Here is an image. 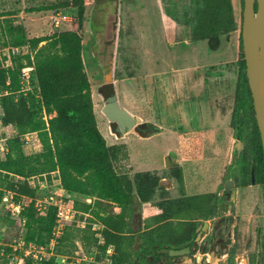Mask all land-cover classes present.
I'll return each instance as SVG.
<instances>
[{
    "label": "rangeland",
    "instance_id": "1",
    "mask_svg": "<svg viewBox=\"0 0 264 264\" xmlns=\"http://www.w3.org/2000/svg\"><path fill=\"white\" fill-rule=\"evenodd\" d=\"M174 2L178 8L187 0H86L80 19L76 10L71 9L70 0H0V46L5 44L4 49L11 46L9 30L18 26L24 28L28 39L66 30L77 33L82 40V59L91 85L98 130L109 148L122 145L124 152L134 157L132 160L118 158L114 162L116 171L133 172L130 178L137 192L141 188L147 191H141L139 198L147 200L152 190L150 195L156 202L164 198L177 201L181 198L175 196L182 197V194L221 195L225 182L233 179L236 243L248 248L254 245L257 219L264 229V184L241 187L232 164V159L244 148L240 143L236 154L237 141L230 126L240 62L242 0H231L237 30L221 37L216 50L209 49L205 40L193 41L189 28L165 14L166 7H173ZM4 49H0L1 67L11 64V60L8 65L5 63ZM27 52L33 56L30 49ZM113 95L122 108L139 117L142 123L157 126L159 131L148 138H145L147 133L134 130L122 137L116 136L102 114L105 101ZM16 136L15 127L3 126L0 147L6 149L7 140ZM21 141L25 156L42 150L33 134L21 136ZM4 154L0 151V161ZM167 157L170 166H166ZM178 163L183 168L181 172L184 171L182 192L175 180ZM16 181L24 182L0 171V264H23L30 254L38 255L31 244L20 240L25 232L23 222L16 220L18 215L11 214L15 204L26 206L30 202L22 197L16 201L15 195L5 190L8 183ZM25 183L36 188L34 202L37 204L45 195L62 194L56 174L33 176ZM64 198L68 207L72 200H83L78 196L72 200L67 195ZM135 198V213L142 216L149 205ZM188 202L203 203L204 209L208 199L194 198ZM177 226L180 224L173 220V223L155 226L152 232L161 234ZM132 227L136 229L134 224ZM76 243L75 252L81 251L83 255L80 242ZM10 247L12 252L7 251ZM43 251L49 254L51 249ZM75 252L70 257L80 258ZM3 259L8 262L3 263Z\"/></svg>",
    "mask_w": 264,
    "mask_h": 264
},
{
    "label": "trees",
    "instance_id": "2",
    "mask_svg": "<svg viewBox=\"0 0 264 264\" xmlns=\"http://www.w3.org/2000/svg\"><path fill=\"white\" fill-rule=\"evenodd\" d=\"M70 1L71 9H75L81 19L86 0ZM165 14L175 23L189 28L193 41H207L211 50H216L221 37L237 30L231 0H187L178 8L174 2L173 7H166ZM24 32L21 26L9 30L11 46L8 48L27 47L33 56L29 53L12 56L10 65L0 66V120L3 126L10 125L18 131V136L6 142L0 171L24 181L10 182L5 186V190L15 195L16 201L20 197L30 200L28 205L20 206L16 217L23 222L25 230L20 240L36 248H47L56 221L54 206L43 212L36 210L34 198L37 190L28 186L26 179L55 173L60 188L70 200L77 196L83 200H72L71 208L77 214L74 221L65 226L55 244L54 256L40 262H34L30 257L23 264H57L58 256H71L77 251L76 241L80 242L84 254L94 255V261L89 264L105 259L108 247L113 251L110 264H133L141 251L156 246L180 248L186 245L192 231L182 221L188 220L195 211H203V203L194 205L188 201L212 195L186 198L180 193V200L156 202L150 190V198H139L141 191H147L141 188L137 192L130 175L118 173L114 167L118 158L127 159V152L122 145L109 148L98 130L79 35L66 30L48 37L28 39ZM240 33L241 26L240 62L230 126L234 138L244 146L236 169L238 183L245 187L252 179L255 184H264V159L247 84ZM5 47L2 44L0 49ZM25 66L33 67L29 79L32 90L27 91L20 78V71ZM27 134L35 135L39 140L41 152L32 156L23 154L21 136ZM175 180L182 192L181 171H175ZM135 197L149 205L150 217L144 222L143 234L136 233L132 227L137 210ZM86 199L91 203H86ZM201 216L205 218L206 215ZM168 219L171 221L166 222ZM173 220L180 226L166 229L161 234L152 232L155 226L161 227L173 223ZM93 224L102 226L101 245L94 237ZM181 226L186 229L182 230ZM7 251L12 252V248ZM7 262L3 259V263Z\"/></svg>",
    "mask_w": 264,
    "mask_h": 264
},
{
    "label": "flooded vegetation",
    "instance_id": "3",
    "mask_svg": "<svg viewBox=\"0 0 264 264\" xmlns=\"http://www.w3.org/2000/svg\"><path fill=\"white\" fill-rule=\"evenodd\" d=\"M151 127L149 123H142L134 128V131L143 134L149 132ZM110 128L112 129L111 126ZM236 143L234 149L237 154ZM237 156L232 159L235 167L238 162ZM176 167V170L181 171L178 165ZM228 182H231V185L226 188ZM254 184L251 182L250 185ZM234 186L235 182L231 179L225 182L221 195L208 193L212 196L207 197L208 202L204 204L203 211H195L185 222L187 229L192 231L188 243L180 248H167L168 250L188 249L187 254L170 256L157 252L164 247L158 249L154 247L152 250L139 252L133 264H264V229L261 228L259 219L254 229V245L244 248L236 243L237 229H235L233 216L236 209V196L232 197ZM204 213L205 218L196 221V218ZM133 223L136 224V222ZM181 229L186 228L181 226Z\"/></svg>",
    "mask_w": 264,
    "mask_h": 264
},
{
    "label": "water",
    "instance_id": "4",
    "mask_svg": "<svg viewBox=\"0 0 264 264\" xmlns=\"http://www.w3.org/2000/svg\"><path fill=\"white\" fill-rule=\"evenodd\" d=\"M242 4L240 33L242 52L264 159V0H242ZM107 80L108 78L105 80L106 83H108ZM102 114L118 137L124 136L142 124L139 117L131 115L119 105L115 95L105 101ZM151 126V129L147 132V137L152 136L159 130L157 126ZM239 146L240 143L237 142L236 150ZM166 162V166H170L168 157ZM251 182H254V180L252 179ZM230 185L231 182H228L226 188H229ZM232 197H234V191ZM157 252L169 254L170 256H182L188 253V249L168 250L163 248L158 249Z\"/></svg>",
    "mask_w": 264,
    "mask_h": 264
},
{
    "label": "built area",
    "instance_id": "5",
    "mask_svg": "<svg viewBox=\"0 0 264 264\" xmlns=\"http://www.w3.org/2000/svg\"><path fill=\"white\" fill-rule=\"evenodd\" d=\"M4 51L6 53L5 57L7 59L5 62L6 65H8L7 62L10 61V58L12 56L25 55L28 53L27 52L28 49L26 47H10V48L4 49ZM32 71H33L32 66H25L20 71V78L25 85L24 86L25 91H27L31 88L30 83H29V79H30V74ZM0 113H1V106H0ZM0 129H3V125L1 123V120H0ZM0 151L2 153H4V152H6V149H4L3 147H0ZM52 175H55V173H52ZM59 190L62 192V194L55 193L54 194L55 196L45 195L41 201L39 200L40 201L39 204L35 203V208L38 212H43L49 206H54L56 209V213H55L56 221H55V226L53 228L52 235L50 238V243H49L47 248H43V247L36 248L33 245H31L36 250H38V251H36V253L38 255L30 254L32 259L34 260V262H40L42 260L47 261L50 257L54 256L52 249H54V246L57 243L58 239L60 238L65 226L68 223L73 222L75 219V215L77 214L76 211H74L71 207H68L65 204V200H64L65 199L64 198L65 193L61 188ZM10 199H12V196ZM3 200H7V199H3ZM85 202L89 204V203H91V200L86 199ZM11 209H12V212H11L12 216H15V215L19 214L21 207L18 204H15L14 208H11ZM101 230H102V226L100 224H93L92 225V231L94 232V237L98 240V244H100V245L103 243V240H102V237L100 234ZM76 245H77V243H76ZM48 248L51 249L50 253L44 254L43 250L48 249ZM78 249H81V248H78ZM78 252H79V254H78ZM78 252H75V255H78V256L81 255L80 258H72L70 256H58L57 264H85L86 263L85 261H87V260H88V262H87V264H88V263H92L94 261V255H89V256L86 254L82 255L81 251H78ZM112 252H113L112 248L108 247L106 252H105L107 254V257L97 264H110L109 257L112 255V254H110Z\"/></svg>",
    "mask_w": 264,
    "mask_h": 264
},
{
    "label": "crops",
    "instance_id": "6",
    "mask_svg": "<svg viewBox=\"0 0 264 264\" xmlns=\"http://www.w3.org/2000/svg\"><path fill=\"white\" fill-rule=\"evenodd\" d=\"M134 157H133V155L131 154V153H127V159H133ZM178 167H180L181 168V171H182V166L180 165V163H178ZM130 173V172H129ZM128 173V174H129ZM202 173H204V171H202ZM133 174V172H131L129 175H132ZM182 174H184V171L182 172ZM184 177V176H183ZM162 181H165V179H162ZM184 190H185V186H184ZM209 193H211V192H209ZM197 197L198 196H202V195H199V194H195ZM196 196H194V195H184V197H186V198H190V197H196ZM181 198V196L180 195H178V196H175V198L177 199V198ZM170 199H172V198H169V200ZM168 200V198H164V199H162L161 201H169ZM149 217H150V212L149 211H147L146 213H143V215L141 216L140 214L139 215H137V213H134V218H133V222H136V224H134V223H132V226H133V224L135 225V232L137 233L138 232V234H143V233H145V230L143 229L144 227H143V225H144V222H147V221H149ZM202 219H204L203 218V216H198L197 218H196V221L197 220H202ZM171 221V219H168L166 222H170ZM188 220H185V221H182V222H187ZM165 223V222H164ZM137 226V227H136ZM156 247H158V246H156ZM159 248V247H158ZM164 248H167V247H164ZM173 249V248H172Z\"/></svg>",
    "mask_w": 264,
    "mask_h": 264
}]
</instances>
